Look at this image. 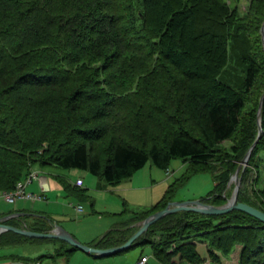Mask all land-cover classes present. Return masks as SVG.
<instances>
[{
  "label": "trees",
  "instance_id": "1",
  "mask_svg": "<svg viewBox=\"0 0 264 264\" xmlns=\"http://www.w3.org/2000/svg\"><path fill=\"white\" fill-rule=\"evenodd\" d=\"M263 24L264 0L243 15L225 0H0V192L34 167L116 186L148 163H186L156 204L98 240L105 249L123 245L138 229L127 227L163 210L192 175L211 174L199 200L224 205L258 135ZM261 127L237 201L264 212V102ZM26 240L37 239L8 231L0 246ZM197 242L212 264L237 248L236 264H264V223L240 211L173 213L132 246H149L160 264H204Z\"/></svg>",
  "mask_w": 264,
  "mask_h": 264
},
{
  "label": "crops",
  "instance_id": "2",
  "mask_svg": "<svg viewBox=\"0 0 264 264\" xmlns=\"http://www.w3.org/2000/svg\"><path fill=\"white\" fill-rule=\"evenodd\" d=\"M144 168L142 170H144ZM149 169H151V167H149ZM142 170L135 173L130 179H127L129 180V183L120 185L121 187H123L122 189L118 188V191L121 192L124 197L121 208H119V202L117 201V199H112L114 202H117V204L115 203L112 205V207H106L104 208L105 210L101 211L92 208V211L87 213V217L82 218L79 222L80 224L77 226L74 222L71 221L73 217L68 216V218L65 211L59 212L58 210H56V208H61L60 206L65 203L64 198H67L68 195L71 199L77 197L78 200H82L80 193L75 190L83 189L84 191H86V188H83L86 178L83 179V177L80 175H76L75 178H73V176L71 175L72 179L68 180L61 174L56 173L55 169H52L50 171V173L53 174L52 177L54 179H51L49 177H40L41 182H39L38 180H36L38 178L37 177L26 188L28 192L40 195L42 198L41 201H49L50 204L54 205L53 208H50L49 204L48 206L44 207L43 205L39 204L35 205V203L33 202L31 203L32 205L30 207H27V203H24L23 207L18 204L12 210H0V219L4 220V224L20 229L29 230L35 227L48 226L50 228V232L53 229L59 228L67 232L82 245H87L96 249H105L97 246L98 240L101 239L107 232L116 229L121 230L124 225L130 223L132 214L131 210L127 208L126 204H128V202H133L131 200V196H136V192L145 191V189L149 187H142L141 185L137 184V182H140L141 178L145 175L141 173L143 172ZM38 172L39 176L41 171ZM167 176H170V174ZM57 177L62 178L65 182H67V184L70 185V188L68 190L65 189V187L59 182ZM77 179H82L83 181L82 187H80L81 189H75L74 187V183ZM93 183L94 182L92 181V179H90L89 184L92 185ZM107 186L108 185H104L102 189L107 190V188L114 187L115 190L118 187L117 185L109 187ZM110 192H112V190H110ZM85 195L86 192L82 196ZM88 199L90 200V198ZM60 200H62V202ZM0 202L4 201L0 199ZM157 202H155L154 204H156ZM154 204H152L150 207H152ZM69 205L73 208V212L75 213V215H81L82 213H84V208L82 213H77V211L75 210L76 206L82 205L80 202H78L77 205H74L70 202ZM145 207L143 208V210L150 208ZM60 211H62V208ZM104 217H107L105 221L97 223L96 220H102ZM127 228H139V223H131V225H129ZM4 233L6 232L1 233L0 235H3ZM132 245L128 249H126V251L135 247H142ZM72 249H74V252L70 256L63 255L64 252L70 251ZM121 252L123 251L103 257L85 253L77 248L68 245L63 241L56 239H37L32 241L26 240L15 245L0 246V264H109V261ZM145 256L148 257V261L146 264H153L150 260L151 258H153L152 255L150 254L147 256L142 251L133 253L129 264H136L140 258ZM102 259L104 261H101ZM154 260L155 261L153 262L159 263L156 259Z\"/></svg>",
  "mask_w": 264,
  "mask_h": 264
},
{
  "label": "rangeland",
  "instance_id": "3",
  "mask_svg": "<svg viewBox=\"0 0 264 264\" xmlns=\"http://www.w3.org/2000/svg\"><path fill=\"white\" fill-rule=\"evenodd\" d=\"M225 1L228 4H230L231 7L235 6L241 15L246 13L249 3H250V0H225ZM231 145H232L231 142H226L223 147L225 149H229ZM240 163L238 164V166L240 165ZM247 163L245 166L242 167L239 174H241L244 171V169L247 167ZM149 167H151V169H149ZM33 170L36 171L37 173H39L38 171H40L37 167H34ZM55 170H56V173L61 174L68 180L72 179L71 175L73 176V178H75L76 175L82 176L83 179L86 178L84 187H83V188H86V191L80 188L81 190H83L84 193L86 192V195H85L86 197L80 194L82 200L81 199L78 200L77 197L71 199L70 196L68 195L67 198H64L65 203H63V205L60 206L62 208V211H60L61 208L59 209L56 208V210H58L59 212L65 211L67 217L68 216L73 217L71 221L74 222L76 226L80 224L79 222L81 221L82 218L87 217V213L92 211V208L95 210L101 211V210H105L104 208L106 207H112V205L115 203L117 204V202H114L112 199H117V201L119 202L118 203L119 208H121L124 197H123V194L118 191V188L122 189L123 187H121L120 185L129 183L128 182L129 180H123L119 185H117L118 187L115 190H114V187H110V188H107V190H104L102 189V187L108 184H106L102 179H99L89 174L86 171L63 170V169H55ZM185 170H186V163H184L181 159L173 160L171 162V165L167 171L170 174V176L166 175V171L159 170L152 164L148 163L147 166L144 168V170H142L143 172H141L145 175L141 178L140 182H137V184L141 185L142 187H145V186H149V187H147L145 191L140 190L142 192H136L135 193L136 196H131V200L133 202H128V204H126L127 208H129L131 211L134 212L137 210L138 211L143 210L145 206L150 207L152 204H154L155 202H157L158 200L162 198L168 186L172 184L176 179L180 178L185 172ZM52 176L53 174H51L50 172L49 173L41 172L36 180L41 182L40 177H49L51 179H54ZM137 177H140V176H137ZM90 179H92V181L94 182L92 185L89 184ZM109 186L110 185H108L107 187ZM213 186H214V183L212 181L211 174L199 173V174L192 175L184 183L180 184L179 186L176 185L175 192L173 194L171 202L173 201L174 202H187V201L199 200L200 197L206 195L210 190H212ZM234 186H235L234 183H231L229 186L227 184V191H228L227 201L232 196ZM110 190H112V192H110ZM77 192L80 193L79 191ZM223 196H225V194H223ZM88 198H90V200ZM60 201L62 202V200ZM70 202L74 205H77L78 202H80L82 204L81 206H83L84 208V213H82L81 215L76 214L77 215L76 217L75 213L73 212V208L69 205ZM24 203H27L26 204L27 207H30L32 205L31 204L32 202H26L23 200L17 201L15 204H7L5 202H0V210H3V211L12 210L18 204L21 205V207H23ZM33 203H35V205H38V204L43 205L44 207L48 206L49 204L50 208L54 207V205L50 204L49 201H36ZM148 207H145V208H148ZM105 219H107V217H104L102 220H96V221L97 223H100L102 221H105ZM238 250L239 248L235 249L233 253L226 259L222 258L223 261L221 264H236L237 257H238ZM140 251H142L147 256L151 254V249L149 246L135 247L127 251L124 250L120 254H117L116 256H114V258H112L109 261V264H129L133 253L140 252ZM197 251L202 257L206 258V262L204 264H212L210 263L209 260H207L206 247L204 243L197 242ZM150 260L152 261L153 264H159L157 262H153L155 261L153 258H151ZM101 261H104V260L102 259Z\"/></svg>",
  "mask_w": 264,
  "mask_h": 264
},
{
  "label": "water",
  "instance_id": "4",
  "mask_svg": "<svg viewBox=\"0 0 264 264\" xmlns=\"http://www.w3.org/2000/svg\"><path fill=\"white\" fill-rule=\"evenodd\" d=\"M261 35H262L263 47H264V24L261 28ZM263 102H264V93L260 98L258 112H257V125H258L257 139L253 143V145L250 147V149L248 150L247 154L243 158L242 162L236 169L233 176L230 178L228 186L231 184L233 178L235 179L234 180L235 186H234V190H233L231 198L224 205L222 206L207 205V204H203L199 200L187 201V202H174V201L169 202L163 210L150 215L145 220L140 222L138 230L123 245L119 247H115V248H110V249H96L93 247H89L87 245H82L75 238L69 235L67 232L59 228L53 229L47 233H39V232L30 231L28 229H20V228L9 226L7 224H4L3 222L4 220L2 219H0V234L3 232L9 231V232H13L15 234H18V235H21L27 238L56 239V240L63 241L67 243L68 245L74 248H77L85 253L104 257V256L112 255L114 253L128 249L152 224H154L155 222H157L158 220L162 219L163 217L167 215L181 212V211L195 212V213H199V214L207 215V216H219V215L227 214L232 211H240L264 223V212L263 211L258 210L245 203H241V202L239 203L237 201L238 190H239V185H240L239 173L242 167L246 165L250 157L251 151L256 145L262 133L261 109H262Z\"/></svg>",
  "mask_w": 264,
  "mask_h": 264
},
{
  "label": "built area",
  "instance_id": "5",
  "mask_svg": "<svg viewBox=\"0 0 264 264\" xmlns=\"http://www.w3.org/2000/svg\"><path fill=\"white\" fill-rule=\"evenodd\" d=\"M167 175H169L168 172ZM37 177L38 173L32 169L24 179L16 183L15 188L12 191L0 192V199H2L7 204H15L20 200L29 202L41 201L42 198L40 195H36L26 190L27 186L32 183V181ZM82 184V179H77L74 183V186L80 188L82 187ZM75 210L77 211V213H82L83 207L81 205H78L75 207ZM147 261L148 257L145 256L140 258L136 264H146Z\"/></svg>",
  "mask_w": 264,
  "mask_h": 264
},
{
  "label": "bare ground",
  "instance_id": "6",
  "mask_svg": "<svg viewBox=\"0 0 264 264\" xmlns=\"http://www.w3.org/2000/svg\"><path fill=\"white\" fill-rule=\"evenodd\" d=\"M251 153H252V152H251ZM234 180H235V179L233 178V180H232V182H231V183H234ZM228 189H229V188H228ZM58 231H60V230H58Z\"/></svg>",
  "mask_w": 264,
  "mask_h": 264
}]
</instances>
